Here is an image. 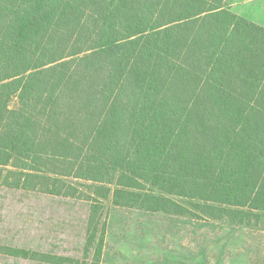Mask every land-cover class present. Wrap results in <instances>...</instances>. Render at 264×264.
Listing matches in <instances>:
<instances>
[{
	"label": "trees",
	"instance_id": "obj_1",
	"mask_svg": "<svg viewBox=\"0 0 264 264\" xmlns=\"http://www.w3.org/2000/svg\"><path fill=\"white\" fill-rule=\"evenodd\" d=\"M0 183L264 221V26L226 0H0ZM106 216V215H105Z\"/></svg>",
	"mask_w": 264,
	"mask_h": 264
},
{
	"label": "rangeland",
	"instance_id": "obj_2",
	"mask_svg": "<svg viewBox=\"0 0 264 264\" xmlns=\"http://www.w3.org/2000/svg\"><path fill=\"white\" fill-rule=\"evenodd\" d=\"M226 4L264 23V0ZM86 208L81 199L0 183V264H91ZM105 213L101 264H264V221L236 225L113 204Z\"/></svg>",
	"mask_w": 264,
	"mask_h": 264
},
{
	"label": "crops",
	"instance_id": "obj_3",
	"mask_svg": "<svg viewBox=\"0 0 264 264\" xmlns=\"http://www.w3.org/2000/svg\"><path fill=\"white\" fill-rule=\"evenodd\" d=\"M226 2H227V0H226ZM227 6H228L233 12L239 14V13L235 10V5H234V4H233V5H231V4H227ZM239 15H240V14H239ZM251 21H253V22L256 23V24H259V25H263V26H264V23H262V22H257V21H254V20H251Z\"/></svg>",
	"mask_w": 264,
	"mask_h": 264
}]
</instances>
